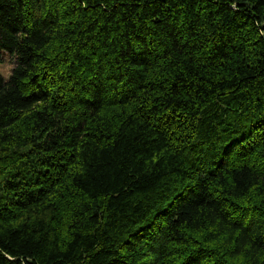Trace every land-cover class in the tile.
<instances>
[{"label":"trees","instance_id":"trees-1","mask_svg":"<svg viewBox=\"0 0 264 264\" xmlns=\"http://www.w3.org/2000/svg\"><path fill=\"white\" fill-rule=\"evenodd\" d=\"M0 264H264V0H0Z\"/></svg>","mask_w":264,"mask_h":264},{"label":"rangeland","instance_id":"rangeland-1","mask_svg":"<svg viewBox=\"0 0 264 264\" xmlns=\"http://www.w3.org/2000/svg\"><path fill=\"white\" fill-rule=\"evenodd\" d=\"M11 59L7 54H0V74L4 78H8L11 69Z\"/></svg>","mask_w":264,"mask_h":264}]
</instances>
